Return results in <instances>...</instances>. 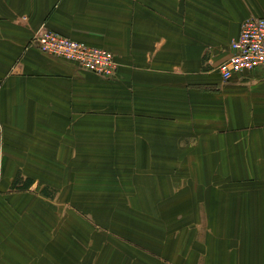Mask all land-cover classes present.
I'll return each mask as SVG.
<instances>
[{"label":"crops","instance_id":"crops-1","mask_svg":"<svg viewBox=\"0 0 264 264\" xmlns=\"http://www.w3.org/2000/svg\"><path fill=\"white\" fill-rule=\"evenodd\" d=\"M250 18H264V0H0V264H32L48 242L32 230L66 207L63 193L11 166L13 153L4 163L5 143L19 145L37 114L55 129L73 130L82 146L118 147L123 152L112 151L113 161L119 157L124 169L135 154V169L120 177L138 178L142 163L152 161L155 174L144 176L184 179L185 200L197 204L199 220L198 245L184 264H224L228 256L231 264H257L254 237H264V67L228 83L218 71ZM44 25L111 52L117 76L103 79L29 47ZM162 161L182 163L183 173L169 177L158 170ZM144 186L148 192L155 185ZM170 187L169 181L165 193ZM242 237L253 238L243 245Z\"/></svg>","mask_w":264,"mask_h":264},{"label":"rangeland","instance_id":"rangeland-1","mask_svg":"<svg viewBox=\"0 0 264 264\" xmlns=\"http://www.w3.org/2000/svg\"><path fill=\"white\" fill-rule=\"evenodd\" d=\"M22 20L27 21L26 18ZM49 32L57 33L45 25L40 31H35L29 47L36 48L33 39L40 33ZM43 54L53 60L58 58ZM39 115L23 130L19 145L10 142L4 145L5 164L7 153H13L12 167L21 166L22 173L32 177L34 182L42 187L46 185L48 190L51 187L63 193L64 202L62 198L61 202L66 204L64 212L59 211V215H47L44 229L32 230V237H48V242H42L41 249L32 255V264H184L192 249L198 245L199 231L198 210L194 208L197 204L185 200L189 194L184 189V179L173 181L144 176L151 169L155 174V162L152 161L142 163L138 178L130 174L120 177L127 168L129 171L135 169V154L128 157V167L124 169L119 157L113 161L116 157L112 151L116 156L123 152L118 147L82 146L83 142H78L81 139L75 136L73 130L55 129L49 122L39 121ZM60 141L66 144L59 145ZM2 145L0 139V152ZM157 165L160 167L158 170L169 177L173 172L183 173L180 162L162 161ZM169 181L174 189L170 187L173 192L167 194L165 188ZM153 183L159 188L157 209L155 186L148 188V192L144 189L147 187H143L146 184L153 186ZM32 215V222L36 225L35 210H32ZM21 219L26 223L24 217ZM24 225L21 224V227L27 233ZM56 238L60 242L51 243ZM252 238L242 237L239 240L245 245V242L250 244ZM254 240L260 247L256 263L264 264V237H254ZM59 244L61 246L57 248ZM59 249L64 253L56 252ZM71 250H76V258L72 257ZM202 257L205 258L201 256L200 259ZM228 258L229 261L224 264H231V257ZM196 260L197 257H189L191 262Z\"/></svg>","mask_w":264,"mask_h":264},{"label":"built area","instance_id":"built-area-1","mask_svg":"<svg viewBox=\"0 0 264 264\" xmlns=\"http://www.w3.org/2000/svg\"><path fill=\"white\" fill-rule=\"evenodd\" d=\"M33 42L40 52L75 64L80 70L103 79H114L119 64L114 55L70 40L57 33H40ZM264 67V18H250L241 26L239 37L230 45V56L219 68L224 83L237 74Z\"/></svg>","mask_w":264,"mask_h":264},{"label":"trees","instance_id":"trees-1","mask_svg":"<svg viewBox=\"0 0 264 264\" xmlns=\"http://www.w3.org/2000/svg\"><path fill=\"white\" fill-rule=\"evenodd\" d=\"M20 180H19V178L17 179V184L19 185L20 184ZM22 185H21V187L24 189H27V188H29V186H30V184H31V181L30 180H27V182H25V183H21ZM14 188H16V186L14 187ZM18 188H20V187H18Z\"/></svg>","mask_w":264,"mask_h":264}]
</instances>
